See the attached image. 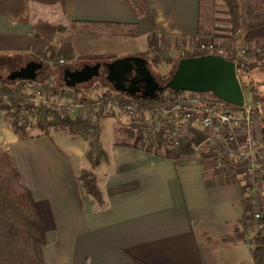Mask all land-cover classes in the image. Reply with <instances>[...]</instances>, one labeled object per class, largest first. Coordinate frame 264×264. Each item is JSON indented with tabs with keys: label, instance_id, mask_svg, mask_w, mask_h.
I'll return each instance as SVG.
<instances>
[{
	"label": "crops",
	"instance_id": "0c3cea01",
	"mask_svg": "<svg viewBox=\"0 0 264 264\" xmlns=\"http://www.w3.org/2000/svg\"><path fill=\"white\" fill-rule=\"evenodd\" d=\"M145 1L155 26L124 0H0V54L25 63L56 50L74 55L63 37L86 25L131 30L135 54L201 40L248 49L264 43V24L232 36L221 0ZM255 3L264 14V0H249L251 9ZM114 142L104 146L110 162L96 168L105 205L95 209L75 180L88 164L85 141L65 131L20 140L0 110V143L43 218L47 263L253 264L241 233L262 228L247 218L244 185L234 171L224 177L198 153L178 157L181 145L149 153Z\"/></svg>",
	"mask_w": 264,
	"mask_h": 264
},
{
	"label": "trees",
	"instance_id": "16d2710c",
	"mask_svg": "<svg viewBox=\"0 0 264 264\" xmlns=\"http://www.w3.org/2000/svg\"><path fill=\"white\" fill-rule=\"evenodd\" d=\"M137 17H146L155 26L148 6L145 0H124ZM202 2V0H200ZM225 5L228 17L230 19V28L232 36H236L240 28H252L264 24V14L260 5L255 3L251 9L249 0H221ZM251 7H250V6ZM201 33L199 29L198 34ZM197 38H191V45L197 44ZM246 57L238 62L237 75L241 83L245 99L260 100L264 98V87L260 93L256 84L260 82L256 79L255 72L260 66H264V59H259L247 49ZM184 56L179 55L174 58V68L172 72L165 76V84L174 72L178 61ZM72 60V52H57L52 56L44 55L41 60L32 58L42 63V68L38 71L35 81L39 82L43 75L49 73V63L54 59ZM152 65L154 61L149 60ZM149 62V63H150ZM18 67L13 68L17 69ZM151 70V69H150ZM11 71V70H10ZM9 71V72H10ZM8 72V73H9ZM152 72V70H151ZM154 75V74H153ZM255 75V77H254ZM155 76V75H154ZM33 81L15 80L10 81L6 75H0V88L9 91L15 89L17 95L10 96L9 104H0V110L6 114L10 109L14 110L16 120H8L10 129L20 140L28 139L38 135L49 136L52 132L65 131L70 136L80 137L85 141L84 158L89 164V168H81L78 171L75 180L79 183L85 195L89 196L95 203V209H102L105 205L104 196L97 182L96 168L102 163H109L110 156L101 140L102 127L100 119L103 117V106L96 105L100 96L91 97L89 91L78 90L77 88H67L63 81L57 85L64 91H73L75 97L80 96L83 106L87 108V117L71 118L62 115L52 106L35 104L27 109L26 112L15 107V102L22 96V85ZM106 89L104 83L96 84L91 89L97 91ZM103 91V90H100ZM181 92V91H179ZM166 90L154 100H135L140 106L152 105L162 100L167 94H176ZM97 93V92H96ZM249 94V98L246 97ZM97 107V108H96ZM96 108V112L93 109ZM238 109V108H237ZM7 115V114H6ZM27 118V119H26ZM33 122L35 126H33ZM163 129L157 138H153L146 130L135 128L134 126H122L119 131V138L115 140V145L134 147L149 153H158L160 149L174 148L173 142H167L165 136L174 129V125L169 118L162 120ZM36 128L37 133L33 134L31 130ZM189 136L182 144L178 157H191L195 154V147L204 139L202 132L190 128ZM246 187L242 186V195L245 197ZM263 213L256 221L255 225L262 228V231L255 233L253 238V247L251 249V261L253 264H264V171H263V189H262ZM45 225L29 189L21 182L19 173L12 163L10 154L0 143V264H49L42 256V248L45 245ZM69 264V263H62ZM134 264H148L147 262L134 259Z\"/></svg>",
	"mask_w": 264,
	"mask_h": 264
},
{
	"label": "built area",
	"instance_id": "2783aa9c",
	"mask_svg": "<svg viewBox=\"0 0 264 264\" xmlns=\"http://www.w3.org/2000/svg\"><path fill=\"white\" fill-rule=\"evenodd\" d=\"M152 48L150 47L149 50ZM182 48H185L188 57L214 55L231 60L235 64L236 72L238 62L246 57L248 49L243 45L227 47L206 40L199 41L194 47L182 46ZM251 50L259 59H264V43ZM21 91L23 94L15 102V107L23 112L35 104H41L52 106L67 117L79 118V115H73V110L78 109L82 112L83 109L80 96L75 97L72 90L66 92L50 81L25 83ZM11 95H17L15 89L6 91L0 88V104H9ZM96 105H102L104 109L115 107L123 110L131 118L132 126L146 130L153 138L161 134L162 120L169 118L174 129L166 134L165 139L176 146L179 145L178 134L181 127L179 122H185L187 127L202 132L204 139L195 147V154L210 158L224 177L230 176L234 171L247 190L244 203L248 220L255 224L261 217L263 213L264 98L247 101L244 97L242 107H236L210 91H181L176 94H167L162 100L152 105L140 106L135 99L123 93L105 89L101 92ZM6 114L9 121L16 120L13 109ZM150 114H159V116L146 122ZM255 233L257 231L250 229L243 230L241 233V239L251 249L254 245Z\"/></svg>",
	"mask_w": 264,
	"mask_h": 264
},
{
	"label": "rangeland",
	"instance_id": "374dc122",
	"mask_svg": "<svg viewBox=\"0 0 264 264\" xmlns=\"http://www.w3.org/2000/svg\"><path fill=\"white\" fill-rule=\"evenodd\" d=\"M131 30L126 28H118V27H106V26H77L75 28L67 29L65 33V37L63 41H66L69 45H72L74 48V58L72 60L66 59H54L55 61L49 63V73L47 75H43L39 82L43 83L44 81H50L54 85L62 81V76L64 69H78L84 64L93 65L97 62L108 63L116 58L128 56V55H142V57L147 58L148 60L152 58H156V65H152L150 62V69L152 73L155 75V78L160 82H163L165 76L169 75L174 68V58H177L179 55L184 57H188L185 48L180 47H172L167 46L166 48H156L153 46L151 50H148L147 53H133L134 50V42H131ZM129 44V45H128ZM55 52H58L57 50ZM40 55H43L40 53ZM47 56H51L50 52H46ZM41 60L42 56L39 57ZM77 58V59H76ZM22 56L20 55H8L0 54V73L1 75H6L10 70H12L15 65H23L25 64L24 60H21ZM13 65V66H12ZM12 66V67H11ZM102 67V73L104 70ZM256 79L260 82V84H256L258 92L263 91L264 87V66H260L257 68L255 72ZM255 77V75H254ZM104 83L105 88L107 90L115 91L111 84L103 78L94 77L90 81L82 84L76 85L74 88L83 91H89L92 98L95 96H100V89L92 91L94 85ZM59 87V86H58ZM97 94V95H95ZM246 97L249 98V94H246ZM74 111V112H73ZM73 115H79V118L82 119L87 117L86 111L87 108L83 106L82 112L78 109L73 110ZM103 117L100 119V124L102 127L101 140L105 147H109L112 142L119 138L120 128L125 126V122H131V118L128 116L126 112L121 109L115 107H108L103 109ZM93 112H96V108L93 109ZM6 119L7 116L4 114ZM155 116H159V114H150L149 120L155 118ZM8 122V119H7ZM9 123V122H8ZM180 131L178 134L179 145L182 146L186 138L189 136L190 127H187L185 122H179ZM33 126H35L33 122ZM33 134L38 131L33 127L31 130ZM85 167L88 168V164L85 163ZM97 169L95 170V172ZM100 170L98 169V174ZM200 240L204 239L202 235L198 234ZM248 246V244H247ZM247 250V247H245ZM249 248V246H248ZM245 257V256H244Z\"/></svg>",
	"mask_w": 264,
	"mask_h": 264
},
{
	"label": "water",
	"instance_id": "95a60500",
	"mask_svg": "<svg viewBox=\"0 0 264 264\" xmlns=\"http://www.w3.org/2000/svg\"><path fill=\"white\" fill-rule=\"evenodd\" d=\"M108 67L105 79L112 88L135 100H154L166 90L173 92H213L220 99L236 107H242L244 92L239 81L235 64L214 55L189 56L181 58L165 84L161 85L151 72L148 61L138 55L116 58L108 63L97 62L93 65L84 64L78 69H65L62 81L65 87L74 88L86 83L94 77L103 75L102 67ZM42 63L30 60L23 66L11 70L7 79L35 81ZM134 74L133 82L139 85L131 88L123 84L127 74Z\"/></svg>",
	"mask_w": 264,
	"mask_h": 264
},
{
	"label": "flooded vegetation",
	"instance_id": "af4514ba",
	"mask_svg": "<svg viewBox=\"0 0 264 264\" xmlns=\"http://www.w3.org/2000/svg\"><path fill=\"white\" fill-rule=\"evenodd\" d=\"M129 56V55H128ZM141 57H142V55H140ZM144 58V57H143ZM147 61H148V66H149V68H150V63H149V60L147 59V58H145ZM65 70V69H64ZM104 70H106L104 73H103V75L102 76H100V78H103V79H105V75H107L108 74V67L107 66H105L104 67ZM134 78V74L133 73H131V74H127L126 75V79L125 80H123L122 82H123V84L125 85V86H129L130 84H131V88H136V86L137 85H139L138 83H135V82H133V84H132V79ZM106 80V79H105ZM107 81V80H106ZM111 84V83H110ZM111 86H112V84H111Z\"/></svg>",
	"mask_w": 264,
	"mask_h": 264
}]
</instances>
